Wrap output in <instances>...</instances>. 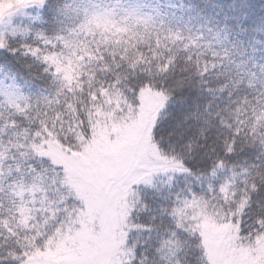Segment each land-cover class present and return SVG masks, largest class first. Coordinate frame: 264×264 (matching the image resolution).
I'll use <instances>...</instances> for the list:
<instances>
[{
	"label": "snow or ice",
	"instance_id": "snow-or-ice-1",
	"mask_svg": "<svg viewBox=\"0 0 264 264\" xmlns=\"http://www.w3.org/2000/svg\"><path fill=\"white\" fill-rule=\"evenodd\" d=\"M148 8L139 0H15L0 11V52L30 57L27 68L39 75L30 74L50 78L53 89L25 92L0 67V264H146L138 233L157 235L163 264H181L185 244L198 249V264H264V206L248 211L250 193L264 189V55L258 60L256 47L264 40L240 53L227 24L194 31L175 13ZM49 10L55 24L45 28ZM240 13L246 33L242 3ZM194 79L211 97L197 114L206 126L200 134L220 133L207 173L159 139L172 91ZM110 121L143 129L142 158L120 191L112 242L99 256L83 243L92 207L74 162ZM196 147L185 145L188 153ZM245 150L257 162L230 167ZM137 212L148 219L137 223Z\"/></svg>",
	"mask_w": 264,
	"mask_h": 264
},
{
	"label": "trees",
	"instance_id": "trees-1",
	"mask_svg": "<svg viewBox=\"0 0 264 264\" xmlns=\"http://www.w3.org/2000/svg\"><path fill=\"white\" fill-rule=\"evenodd\" d=\"M139 2L149 6L146 10L158 9L165 13L168 18H172V14L175 13L177 19L183 18L181 27L187 24L194 31L201 25L205 27L217 25L223 27L227 24L233 29L230 39L237 43L240 53L247 50L250 55V41L255 39L264 40V34L253 30L257 27L264 28V0H139ZM241 3L248 18L247 23L244 25L248 29L246 33L241 32L238 27L239 24L243 23L240 13ZM45 19H47L46 15ZM209 22L211 23L209 24ZM44 27L50 28L52 26L47 24ZM48 34H51V32ZM16 46L19 45L17 44ZM256 47L260 48V52L257 53V59L259 60V57L264 55V47L261 45H256ZM243 58L246 59L247 57ZM31 62L30 57H22L19 54L12 56L11 54L0 52V67L4 69L5 73L15 75L18 82L24 86L25 92H32L38 95L45 89L52 91L50 78H47V80L35 79L30 74L31 72L39 75L37 66H34L31 70L27 68V64ZM2 75L3 73H0V76ZM167 83L171 85L172 82L168 81ZM159 86L165 87L163 83L159 84ZM45 94H48V92H45ZM210 99L211 97L206 91L200 90V86L194 79L191 85L172 91L165 109L160 113L161 136L159 139L163 149L165 151L175 149L178 153L183 152L188 157V165L197 173L210 171L212 159L215 156L211 151L213 147H217L219 152L218 145L220 141L217 140V136L220 133L215 128L206 129L204 137H202L200 130L206 126L203 124L202 119L197 118V114L203 112L204 106ZM222 139L223 137H221ZM193 140L196 141L198 147L188 153L185 145ZM220 154L222 155V152ZM245 161L248 163L257 162L255 153L252 150H245L239 155L231 157L229 166L236 165L239 170V166L244 165ZM225 174L230 175V172ZM225 174H222V177ZM180 179L183 180V178ZM239 187L243 188V184H240ZM145 191L146 202L155 208V202L152 199L153 193L150 190ZM250 195L251 207L248 211L255 214L264 206V189L256 193H250ZM225 210H227V206H225ZM147 219V215L137 212V223L144 222ZM164 230L166 228L162 229V231ZM137 235L140 238L141 257L146 258V264H163L156 251L159 246L157 235L155 233L151 234V240L148 239L149 234L147 233H138ZM178 258L181 264H198V249L185 244V250Z\"/></svg>",
	"mask_w": 264,
	"mask_h": 264
},
{
	"label": "rangeland",
	"instance_id": "rangeland-1",
	"mask_svg": "<svg viewBox=\"0 0 264 264\" xmlns=\"http://www.w3.org/2000/svg\"><path fill=\"white\" fill-rule=\"evenodd\" d=\"M15 0H0V11ZM150 107L154 100L148 98ZM115 121L96 129L90 150L74 162V175L92 207V220L83 243L104 256L110 248L113 229L119 220L118 197L123 186L140 171L142 133L140 126L114 127Z\"/></svg>",
	"mask_w": 264,
	"mask_h": 264
},
{
	"label": "clouds",
	"instance_id": "clouds-1",
	"mask_svg": "<svg viewBox=\"0 0 264 264\" xmlns=\"http://www.w3.org/2000/svg\"><path fill=\"white\" fill-rule=\"evenodd\" d=\"M58 2H59V0H52V3H53V4H56V3H58ZM45 15H46V18L49 20V24H50V26H54L55 21H54V19H53L52 11L49 10V12H47Z\"/></svg>",
	"mask_w": 264,
	"mask_h": 264
}]
</instances>
